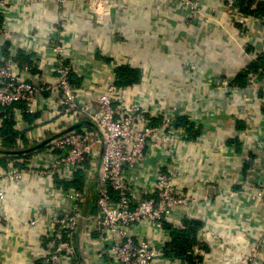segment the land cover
Segmentation results:
<instances>
[{"label":"built area","instance_id":"1","mask_svg":"<svg viewBox=\"0 0 264 264\" xmlns=\"http://www.w3.org/2000/svg\"><path fill=\"white\" fill-rule=\"evenodd\" d=\"M222 1L229 26L217 16L205 14L199 0H171L175 6L188 8L183 21L189 32L193 22L202 19L205 24L222 28L238 43L231 33L237 25L240 26L238 30L242 36L240 49L253 46V40L247 35L255 17L243 13L238 0ZM86 2L90 14L96 16L97 20L110 16L116 5L115 0ZM9 11V2L0 0V14H8ZM255 20L262 25V48L249 55L245 70L257 58L264 59V16ZM64 41L60 35L52 39L49 50L55 59L51 68L45 72H32L35 59L30 65L22 67L13 57L0 62V108H13L15 125L16 122L22 123L21 119L25 115L46 113V108L55 123L49 124L54 129L50 136L56 135L54 139L41 148L31 150V153L9 158L6 171L0 167L2 183L18 185L25 174L50 179L53 189L49 195L55 204L63 207L47 212H43L39 205L32 204L30 207L32 215L25 224L36 230V239L42 247V253L35 264H90L87 259H83L82 254L78 256L75 235L83 218V206L92 184L91 175L97 167V179L81 233L84 246H98L100 264H154L159 258H164L169 264H185L165 255V245L170 241L169 230L164 228L166 232L162 242L157 237L143 236L137 231V226L147 223L153 228H163L166 223L174 229L182 228V221L175 219L174 214L192 206L204 211V216L199 220L203 223L197 234L199 243L205 246L215 244L220 252L229 257L234 255L235 260L231 264L239 259H242L243 264H262L259 257L264 249V216L252 220L243 210L253 204L264 206V162L262 173L260 171L251 176L245 189L232 190V184L230 187L221 185V192H218L216 199L222 208L214 213L210 208V199L198 196L193 191L199 182L184 186L180 177L184 166L182 156L186 153L184 148L190 143L187 128L199 127L200 111L191 108L189 104L179 110L171 102L166 104L163 100L159 101L147 82L144 70L139 67L141 81L135 85L119 87L115 69L122 65L137 68L131 60H115L105 84H96L89 90L95 102H81L80 95L85 91L73 77L75 52ZM188 49L195 57L201 56L198 41H192ZM187 72L191 77V88L194 82L198 83V69L190 65ZM260 72L249 73L246 87L262 108L263 124L262 129L257 130V145L264 149V72L262 70L261 78ZM233 79L222 83L221 87L226 93L238 92V88L232 85ZM45 93H49L47 98L44 97ZM193 99V104L202 101L201 96ZM16 105H21L23 109ZM80 120H88L92 125H79ZM156 120L159 123H155ZM57 123L59 127L53 126ZM205 131L208 130L203 128L202 132ZM33 147L24 145L21 139H17L14 145L16 150ZM227 149L234 152L231 146ZM151 152L162 156L161 165L152 172L147 166ZM77 174L84 176L81 188H65V184L73 182ZM142 174L148 178H143ZM149 177H153V180ZM227 177L219 176L217 181L222 182ZM5 198V191L0 186V202ZM234 206L237 216L240 215L244 220L233 222V232L229 233V237L234 236L235 239L226 245L225 234L211 229L210 224L233 220ZM207 218L209 222H205ZM256 233L254 242L249 245L251 252L242 254L235 250L244 236H255ZM194 254L201 255L204 263L205 252L195 249Z\"/></svg>","mask_w":264,"mask_h":264},{"label":"crops","instance_id":"2","mask_svg":"<svg viewBox=\"0 0 264 264\" xmlns=\"http://www.w3.org/2000/svg\"><path fill=\"white\" fill-rule=\"evenodd\" d=\"M7 1L9 13L0 14V62L13 57L22 67L30 65L35 59L32 72H45L55 59L49 50L50 43L60 35L75 52L73 77L85 91L80 95L81 102H95L89 90L96 84H105L115 60H131L137 68L144 70L147 82L159 101L171 102L179 110L189 104L200 111L199 127H191L189 131L190 143L184 148L186 153L182 156L184 166L180 177L184 186L199 182L193 191L210 199V208L214 213L222 208L216 199L221 185L230 187L232 184V190H242L251 181V176L260 171L262 173L264 149L257 145V130H261L263 124L262 108L247 87L238 89L235 94L226 93L221 87L224 81H230L245 70L249 55L262 48V25L257 22L259 19L255 20L262 16L249 13L255 17L247 35L253 40V46L241 50L240 26L236 25L237 28H232L231 32L238 43L222 28L205 24L202 19L194 21L189 32L183 21L188 8L175 6L171 0H115L112 14L101 20L90 14L86 0ZM241 2L243 5L249 3L251 11L256 10L260 3L264 6V0ZM199 4L205 14L217 16L229 26L222 0H199ZM195 40L201 46L198 58L188 49V45ZM190 65L198 69L199 79L191 88V77L187 72ZM48 96L49 93L44 94L45 98ZM200 96L202 101L193 104V98ZM45 111L23 117L20 124L16 122L14 128L23 133L24 138L20 139L24 145H39L53 134L51 125L55 123L48 108ZM53 126L59 127L58 123ZM203 128L208 131L202 132ZM230 146L234 152L226 151ZM161 158L159 153L151 152L147 165L151 172L161 165ZM8 159L0 154V167L4 171L9 167ZM95 175L96 171L91 175L92 182ZM219 176L228 177L222 183L217 181ZM142 177L148 178L145 174ZM22 178L18 185L0 182L6 196L0 202V264H35L41 255L42 247L36 239V230L25 224L32 215V204L39 205L43 212L63 208L55 204L49 195L53 189L50 179L28 174ZM149 178L153 180V177ZM235 210L234 206L233 220L210 224L211 229L225 234L226 245L235 239L234 236L229 237V233L233 232V222L244 220L237 216ZM199 211L192 206L176 211L174 218L182 222L199 221L204 216V211ZM243 211L252 220L264 216V206L258 204ZM209 221V218L205 220ZM137 231L145 237H157L162 242L166 232L164 228H153L147 223L137 226ZM256 236L257 233L255 236H242L243 240L235 250L248 254L251 252L249 245ZM82 240L80 231L76 237L79 254L90 264H100L98 246H84ZM206 248L203 264H231L235 260L234 255L229 257L220 252L215 244H206ZM259 260L264 264V249ZM235 262L243 264L242 259ZM154 264L169 263L159 258Z\"/></svg>","mask_w":264,"mask_h":264},{"label":"trees","instance_id":"3","mask_svg":"<svg viewBox=\"0 0 264 264\" xmlns=\"http://www.w3.org/2000/svg\"><path fill=\"white\" fill-rule=\"evenodd\" d=\"M241 6V11L246 14H254L259 16H264V6L262 3L258 5L256 10L249 9V3L243 5L241 0H238ZM260 72V78L262 77V70L264 72V59L262 57L257 58V60L249 65L246 70L239 72L232 81V85L238 89H242L248 85L249 73L257 74ZM116 76L118 78L117 85L119 87L130 86L138 84L142 79V74L139 68L131 69L127 66H119L115 69ZM17 108L23 109L21 105H16ZM28 115H25L26 117ZM0 137L2 138V143L0 145V154L4 155L6 158H12L14 156H23L25 153H31V150H19L15 149L14 145L17 139H23V133L21 131L15 130V120L13 108H0ZM182 125L188 126L187 123L181 122ZM79 125H89L79 122ZM191 127H188V132ZM192 130V129H191ZM42 147V146H41ZM39 147V148H41ZM27 155V154H26ZM84 181V176L77 174L73 182L65 184V188H81ZM84 207V206H83ZM183 227L179 229L171 228V226L166 223L163 224V228L170 231V241L165 245L166 251L165 255L172 256L175 259L180 260L185 264H202L203 257L198 254H194L195 249H200L205 252L207 250L206 246L197 241L198 231L202 228L203 223L198 220H183ZM79 234L75 235V239ZM78 248V246H77ZM77 254L79 256V250L77 249ZM79 260H81L78 257Z\"/></svg>","mask_w":264,"mask_h":264},{"label":"water","instance_id":"4","mask_svg":"<svg viewBox=\"0 0 264 264\" xmlns=\"http://www.w3.org/2000/svg\"><path fill=\"white\" fill-rule=\"evenodd\" d=\"M263 98H264V91H263ZM80 122H83V123H85V124H87V125H92L88 120H80ZM77 126H78V125H77ZM75 127H76V126H75ZM55 137H56V135H54V136H52V137L46 139V140H45L44 142H42L41 144L36 145V146H34L33 148L28 149V150H29V151H30V150H35V149H37V148L43 146V145H44L46 142H48L49 140L54 139ZM97 174H98V167H97V170H96V175H95L94 181L92 182V184L90 185V188H89V190H88L87 198H86V201H85V204H84V207H83V213H82L83 218H82V220H81V222H80V225H79V233H80V231H81V229H82V227H83V225H84V219H85V217L87 216V213H88V208H89V204H90V199H91V196H92V191H93V187H94L95 181H96V179H97Z\"/></svg>","mask_w":264,"mask_h":264},{"label":"rangeland","instance_id":"5","mask_svg":"<svg viewBox=\"0 0 264 264\" xmlns=\"http://www.w3.org/2000/svg\"><path fill=\"white\" fill-rule=\"evenodd\" d=\"M96 166H97V163H95V167H96ZM93 170H94V167H93ZM93 170H92V171H93ZM92 171H91V172H92Z\"/></svg>","mask_w":264,"mask_h":264}]
</instances>
